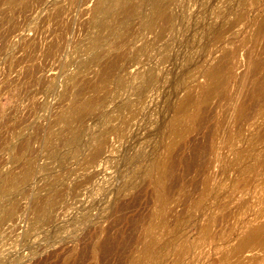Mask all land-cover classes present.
Returning a JSON list of instances; mask_svg holds the SVG:
<instances>
[{
	"label": "rangeland",
	"instance_id": "374dc122",
	"mask_svg": "<svg viewBox=\"0 0 264 264\" xmlns=\"http://www.w3.org/2000/svg\"><path fill=\"white\" fill-rule=\"evenodd\" d=\"M146 1L0 5V264H264V0Z\"/></svg>",
	"mask_w": 264,
	"mask_h": 264
},
{
	"label": "bare ground",
	"instance_id": "6f19581e",
	"mask_svg": "<svg viewBox=\"0 0 264 264\" xmlns=\"http://www.w3.org/2000/svg\"><path fill=\"white\" fill-rule=\"evenodd\" d=\"M19 1H21L22 3L25 1V0H0V5L1 4H6L7 6H9V7H11V6H15ZM119 1V0H118ZM114 2V1H113ZM124 2V1H123ZM146 2H149L148 0L146 1ZM116 3L118 4V2L116 1ZM100 4V3H99ZM106 4V3H105ZM109 4V3H108ZM115 4V3H114ZM113 3L112 4H110V5H106L105 7L107 8L108 7V9L109 10H111L112 12L113 11H118L119 10V12H121V14L123 13V14H126L127 16L128 15H134V10H136V8L138 7H136V6H131V5H129V6H124L123 5V3L121 2V4L122 5H120L119 6V4L118 5H114ZM149 4V3H148ZM30 6V5H29ZM149 7V6H148ZM167 7V6H166ZM165 7V4H163V0H152V2L150 3V8H151V10H152V19L153 20H151L152 22L154 21V22H158L157 24H159V23H161V24H163L164 26H165V28H166V26L168 25V24H170V22H171V20H172V11H171V14H170V12L168 11V10H170L169 8L167 9ZM105 8V9H106ZM103 9V8H102ZM139 9V8H138ZM137 9V10H138ZM61 10V9H60ZM108 10V11H109ZM151 10H149L150 12H151ZM103 11H104V9H103ZM106 11H107V9H106ZM110 11V12H111ZM139 11V10H138ZM108 13V12H107ZM15 14V13H14ZM136 14V13H135ZM151 14V13H150ZM118 15V14H117ZM148 15H147V17H148ZM9 16V15H8ZM122 16V15H121ZM173 16H174V13H173ZM123 17H124V15H123ZM126 17V16H125ZM129 17V16H128ZM127 18V17H126ZM128 19H130V18H128ZM132 19V18H131ZM149 20V19H148ZM5 21V20H4ZM173 21V20H172ZM51 22V21H50ZM153 22V23H154ZM262 23V22H261ZM152 24V23H151ZM151 24H150V26H151ZM153 25V24H152ZM262 25V24H261ZM169 26V25H168ZM162 27V26H161ZM162 28H164V27H162ZM211 28V27H210ZM213 28V27H212ZM260 28V27H259ZM210 30H212V29H210ZM220 30V29H219ZM219 30H217L216 29V32H219ZM260 30V29H259ZM208 31H209V29H208ZM220 32H221V30H220ZM222 33V32H221ZM215 34H217V33H215ZM259 34V33H258ZM261 34H262V36L264 37V28H262V31H261ZM214 37H217V35L215 36L214 35ZM218 38V37H217ZM257 38V37H256ZM255 38V39H256ZM258 40V39H257ZM260 41V40H259ZM262 42V41H261ZM257 43V42H256ZM264 44V43H263ZM252 45H255V44H252ZM257 50V49H256ZM261 52V51H260ZM254 53V52H253ZM228 55V54H227ZM227 55L226 54H224V56H221V58L218 60V62L217 63H215V65L214 66H212V68L208 71V73H207V80H208V89H206L207 90V92H208V94H210V93H214V91L218 88V86L222 83V81L224 80V77H225V79H226V76H225V69H226V60H227ZM253 55V54H252ZM119 61V60H118ZM254 61V60H253ZM110 63V62H109ZM113 63V62H112ZM112 65V64H111ZM111 65H108L107 66V68L105 69V75H106V77H108L109 76V74H111ZM113 65H114V63H113ZM112 65V66H113ZM252 68H253V66H252ZM255 68V67H254ZM112 70H113V68H112ZM264 74V73H263ZM101 76V75H100ZM261 77V76H260ZM243 78V77H242ZM103 79V78H102ZM101 80V79H100ZM120 82V81H119ZM122 82V81H121ZM225 82V81H224ZM223 82V83H224ZM240 82H241V80H240ZM239 82V83H240ZM242 83V82H241ZM100 84H101V82H100ZM223 85V84H222ZM243 85V84H242ZM244 86V85H243ZM242 86V87H243ZM97 87V86H96ZM105 87V86H104ZM103 88V87H102ZM256 88V89H255ZM254 88V91L256 92V94H260V92H263L264 91V75L261 77V79H259V82L257 83V85H256V87ZM242 90V89H241ZM253 91V92H254ZM194 92V91H193ZM240 93V92H239ZM207 94V95H208ZM264 94V93H263ZM263 94H262V96H263ZM206 95V94H205ZM213 95V94H212ZM256 97H257V95H255ZM204 97H206V96H204ZM237 97V96H236ZM94 100V99H93ZM99 100V99H98ZM207 100V99H206ZM92 101V100H91ZM205 101V100H204ZM93 103V102H92ZM198 103V101H197V99L195 98V96L192 94V92H190V93H188L187 95H185L184 96V99H182L181 100V102H180V104H179V108H178V112H177V116L175 115V119H174V122H172L173 124H171L172 125V127L171 128H173V132H171V130H170V132L172 133V134H178L179 133V130H180V127H178V125H177V128H176V125L175 124H177V123H179L178 121H182L183 119H184V117L187 115V114H185L186 112L188 113V109H189V112H190V110H191V107L192 106H196V104ZM244 104H242V106H243ZM244 106H246V105H244ZM248 106V105H247ZM252 106V105H251ZM244 108V107H243ZM249 108V107H248ZM245 109L247 110V108L245 107ZM252 109V108H251ZM244 110H241V116H242V112H243ZM249 111V110H248ZM79 112V111H78ZM205 112V111H204ZM244 113V112H243ZM248 113V112H247ZM246 113V114H247ZM85 114V113H84ZM83 114V115H84ZM87 114V113H86ZM195 120H198L199 121V119H201L202 117H201V112L200 111H195ZM201 114V115H200ZM185 115V116H184ZM191 115H192V113H191ZM240 115V114H239ZM183 116V117H182ZM190 116V115H189ZM209 116V115H208ZM247 116V115H246ZM246 116H245V118H246ZM201 117V118H200ZM249 117V116H248ZM80 118V117H79ZM186 118H189V117H186ZM231 118V117H230ZM240 118H243V116L242 117H240ZM182 119V120H181ZM185 120V119H184ZM186 120H188V119H186ZM241 120V119H240ZM246 120V119H245ZM173 121V120H172ZM192 121V120H191ZM194 121V120H193ZM202 121V120H201ZM200 121V122H201ZM241 121H243V119L241 120ZM196 122V121H195ZM203 122V121H202ZM183 122H181V124H182ZM196 124V123H195ZM197 124H199L198 122H197ZM170 125V126H171ZM174 125V126H173ZM179 126H181L180 124H179ZM183 127V126H182ZM185 127V126H184ZM200 127H201V125H200ZM170 128V129H171ZM183 129V131H185L184 130V128H182ZM199 129V128H198ZM186 130H187V128H186ZM186 132V131H185ZM198 132V131H197ZM181 133H182V130H181ZM180 133V134H181ZM174 134V135H175ZM185 133H183V134H181V135H184ZM74 135H76V134H74ZM73 135V136H74ZM180 135V136H181ZM72 136V137H73ZM73 139H76V138H73ZM72 138H71V140L72 141H74ZM70 140V141H71ZM77 140V139H76ZM69 141V142H70ZM71 141V142H72ZM180 147V146H179ZM178 147V148H179ZM169 149H170V147H169ZM186 150V149H185ZM187 152V151H186ZM96 154L97 153H95L93 156L95 157L96 156ZM97 155H99V154H97ZM195 158V157H194ZM162 159H164V158H162ZM155 161H157V160H155ZM176 162V161H175ZM157 164V163H156ZM155 164V165H156ZM174 165V160H173V158H172V156H171V153H169V155L167 156V158H165L164 160H162L161 162H159L158 163V165H156L157 166V168H158V172H159V175H158V177L156 178V180H155V190H156V193H157V195H159L160 194V192H162L163 193V191L164 192H167L168 190H169V184H168V174H169V170H170V168H172V166ZM177 166V165H176ZM30 169V168H29ZM27 175H29V172L27 171L26 172V174L24 175L25 176V178L27 177ZM24 178V179H25ZM23 179V178H22ZM170 180V179H169ZM174 180V179H173ZM168 192H170V191H168ZM167 194H169V193H167ZM160 196H162V195H160ZM163 196H165V195H163ZM165 198V197H164ZM169 198V197H168ZM167 199V198H166ZM261 223H263V222H261ZM257 225V224H256ZM255 225V226H256ZM261 225V224H260ZM263 225H264V223H263ZM252 226V225H251ZM257 226H259V225H257ZM253 227V226H252ZM262 228H264V227H262ZM261 228V229H262ZM256 229H258V227L256 228ZM259 231H261L260 229H258V230H256V232L254 231V229H250L249 230V232H247V234L243 237V239L241 240V242L236 246V248L234 249L236 252H238V253H241L245 248H246V246L247 245H249L250 243H254V242H256V243H258V242H261L262 243V240L264 239V236L262 235L264 232H263V230H262V236L258 233ZM93 238V237H92ZM260 243V244H261ZM97 246H95V249L98 251L99 250V248H100V245L99 244H96ZM107 245V244H106ZM106 245H105V247H106ZM110 245V244H109ZM114 245V244H113ZM110 247V246H109ZM111 249V248H110ZM105 250H107V249H105ZM113 250V249H112ZM108 251V250H107ZM105 252V251H104ZM111 252V251H110ZM145 252H146V254L147 255H151L152 254V252H153V242L151 243H149V244H147V246H146V249H145ZM108 254V253H107ZM104 257H107V256H104Z\"/></svg>",
	"mask_w": 264,
	"mask_h": 264
}]
</instances>
